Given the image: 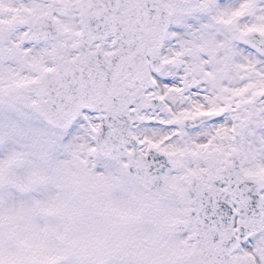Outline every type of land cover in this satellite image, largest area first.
Listing matches in <instances>:
<instances>
[{"label":"snow or ice","instance_id":"obj_1","mask_svg":"<svg viewBox=\"0 0 264 264\" xmlns=\"http://www.w3.org/2000/svg\"><path fill=\"white\" fill-rule=\"evenodd\" d=\"M0 264H264V0H0Z\"/></svg>","mask_w":264,"mask_h":264}]
</instances>
